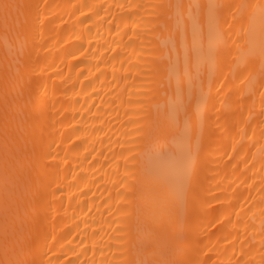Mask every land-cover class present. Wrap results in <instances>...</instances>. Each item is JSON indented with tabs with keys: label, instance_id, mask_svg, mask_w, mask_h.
Here are the masks:
<instances>
[{
	"label": "bare ground",
	"instance_id": "obj_1",
	"mask_svg": "<svg viewBox=\"0 0 264 264\" xmlns=\"http://www.w3.org/2000/svg\"><path fill=\"white\" fill-rule=\"evenodd\" d=\"M262 4L0 0V264H264Z\"/></svg>",
	"mask_w": 264,
	"mask_h": 264
},
{
	"label": "snow or ice",
	"instance_id": "obj_2",
	"mask_svg": "<svg viewBox=\"0 0 264 264\" xmlns=\"http://www.w3.org/2000/svg\"><path fill=\"white\" fill-rule=\"evenodd\" d=\"M4 10L5 18L7 19L8 15L10 14V9L16 7L15 5H11L8 3H5L2 5ZM177 9V13L179 14L181 9L183 8V5L177 4L175 5ZM189 9L192 8V5L188 6ZM197 9H199L201 6L196 5ZM217 7H225L223 5L217 6V5H209V10L217 8ZM231 7V6H228ZM249 6L247 4H238L234 6V13L242 12L243 10L247 9ZM260 8V32H259V48H260V54L261 56H264V4L259 6ZM210 14L213 15V18L216 19L217 23L219 22V18L216 17L213 13L210 12ZM248 35L251 37L252 33H248ZM250 43H253V41L250 39ZM183 150L180 154H176L174 152H170L168 154L167 161L165 162L167 165L166 171L170 172L171 177L176 182H183L186 183L192 175L193 168H194V157L191 153V147H190V135L187 133V130L185 132V136L183 139ZM50 155V153H49ZM151 160V157H150Z\"/></svg>",
	"mask_w": 264,
	"mask_h": 264
}]
</instances>
